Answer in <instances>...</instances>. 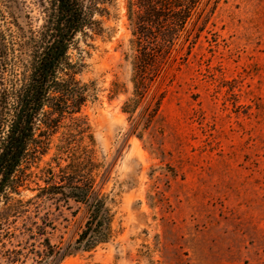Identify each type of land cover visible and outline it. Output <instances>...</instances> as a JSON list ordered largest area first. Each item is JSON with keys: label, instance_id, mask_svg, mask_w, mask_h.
Instances as JSON below:
<instances>
[{"label": "rangeland", "instance_id": "1", "mask_svg": "<svg viewBox=\"0 0 264 264\" xmlns=\"http://www.w3.org/2000/svg\"><path fill=\"white\" fill-rule=\"evenodd\" d=\"M20 1L40 25L48 0ZM102 1L97 32L69 50L90 95L30 167L13 207L0 205V264H264V0H199L129 112L134 16L128 0ZM77 167L111 208L112 236L58 259L43 239L54 251L72 243L86 208L35 195L49 170Z\"/></svg>", "mask_w": 264, "mask_h": 264}, {"label": "trees", "instance_id": "2", "mask_svg": "<svg viewBox=\"0 0 264 264\" xmlns=\"http://www.w3.org/2000/svg\"><path fill=\"white\" fill-rule=\"evenodd\" d=\"M103 2L48 0L41 24L34 27L22 13L20 0H0V205L5 209L13 207V195L26 186L30 167L47 154L62 122L68 118L75 124L78 119L73 116L90 95L88 85L75 77L77 68L69 50L77 35L97 32L99 21L94 14L101 13ZM198 2L128 0L134 16L135 99L126 101L123 111L129 112L131 105L137 107L160 75ZM154 98L145 106V122L160 105L161 95ZM81 153H87L85 147ZM82 172L80 167L60 170L58 175L49 170L45 185L35 195L58 194L86 208L85 223L72 243L54 251L47 238L43 239L47 254H58V259L74 251L91 250L112 236L111 208L94 191L91 177ZM56 176L58 181H54Z\"/></svg>", "mask_w": 264, "mask_h": 264}]
</instances>
